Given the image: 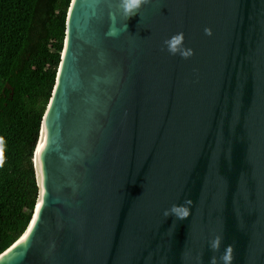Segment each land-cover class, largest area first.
<instances>
[{
	"label": "water",
	"instance_id": "obj_1",
	"mask_svg": "<svg viewBox=\"0 0 264 264\" xmlns=\"http://www.w3.org/2000/svg\"><path fill=\"white\" fill-rule=\"evenodd\" d=\"M118 5L71 1L37 203L0 264H220L228 245L264 264V0ZM179 32L190 59L164 48ZM185 200L186 220L164 217Z\"/></svg>",
	"mask_w": 264,
	"mask_h": 264
},
{
	"label": "trees",
	"instance_id": "obj_2",
	"mask_svg": "<svg viewBox=\"0 0 264 264\" xmlns=\"http://www.w3.org/2000/svg\"><path fill=\"white\" fill-rule=\"evenodd\" d=\"M72 0H0V254L27 229L39 194L33 155L55 85Z\"/></svg>",
	"mask_w": 264,
	"mask_h": 264
},
{
	"label": "clouds",
	"instance_id": "obj_3",
	"mask_svg": "<svg viewBox=\"0 0 264 264\" xmlns=\"http://www.w3.org/2000/svg\"><path fill=\"white\" fill-rule=\"evenodd\" d=\"M151 0H119V9L125 20L137 15L141 8L145 5L150 4ZM120 31H127V24L123 25L122 29H118L113 31L111 28L109 30V34L113 36H118ZM204 34L206 36L212 35V30L210 28L204 29ZM184 33L179 32L169 39L163 42L164 48L168 51L169 54L176 56L179 55L181 58L187 60L190 59L194 52L190 48L184 47ZM6 162V140L3 136H0V169H2ZM192 201L185 200L184 204L172 205L169 209H166L163 213L165 218L174 217L176 220L183 221L186 220L191 212ZM223 241L222 235H216L210 242L209 246L213 252H219L221 244ZM233 252L234 247L232 245H228L223 255L220 256L219 262L220 264H232L233 260ZM210 264H218L217 258L213 256L210 260Z\"/></svg>",
	"mask_w": 264,
	"mask_h": 264
},
{
	"label": "bare ground",
	"instance_id": "obj_4",
	"mask_svg": "<svg viewBox=\"0 0 264 264\" xmlns=\"http://www.w3.org/2000/svg\"><path fill=\"white\" fill-rule=\"evenodd\" d=\"M35 163H36V168H37V171H38L39 182H40V187H41V193L43 192V195L42 194L40 195V200H39V208H40V206L42 205V203L44 201V188H43V185H42V175H41V171H40V168H39V165H38V162H37V159L36 158H35ZM26 237H27V234H26V236H24V238L22 240H25Z\"/></svg>",
	"mask_w": 264,
	"mask_h": 264
},
{
	"label": "snow or ice",
	"instance_id": "obj_5",
	"mask_svg": "<svg viewBox=\"0 0 264 264\" xmlns=\"http://www.w3.org/2000/svg\"><path fill=\"white\" fill-rule=\"evenodd\" d=\"M43 195V192L41 193ZM37 207L39 208V205H37ZM31 230V229H30Z\"/></svg>",
	"mask_w": 264,
	"mask_h": 264
}]
</instances>
